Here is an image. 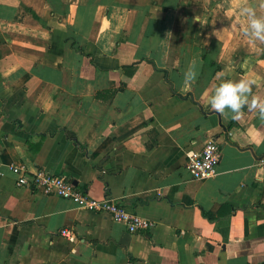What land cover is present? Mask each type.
I'll use <instances>...</instances> for the list:
<instances>
[{
	"label": "crops",
	"instance_id": "obj_1",
	"mask_svg": "<svg viewBox=\"0 0 264 264\" xmlns=\"http://www.w3.org/2000/svg\"><path fill=\"white\" fill-rule=\"evenodd\" d=\"M243 4L264 14V0H0V264L264 262V118L207 103L222 73L264 97ZM210 138L215 174L193 178L187 151ZM14 164L154 225L18 187Z\"/></svg>",
	"mask_w": 264,
	"mask_h": 264
},
{
	"label": "built area",
	"instance_id": "obj_2",
	"mask_svg": "<svg viewBox=\"0 0 264 264\" xmlns=\"http://www.w3.org/2000/svg\"><path fill=\"white\" fill-rule=\"evenodd\" d=\"M220 155L221 149L212 138L208 139L199 149H189L186 154V165L191 176L196 179L213 176ZM11 170L16 175V186L29 187L45 194L57 195L73 201L80 207L103 212L112 220L124 224L129 232L149 229L154 225L152 220L130 212L109 194H105L102 198L92 197L83 189L75 186L68 178L46 168L41 167L29 172L24 165L14 164ZM62 233L71 237L66 229H63Z\"/></svg>",
	"mask_w": 264,
	"mask_h": 264
},
{
	"label": "clouds",
	"instance_id": "obj_3",
	"mask_svg": "<svg viewBox=\"0 0 264 264\" xmlns=\"http://www.w3.org/2000/svg\"><path fill=\"white\" fill-rule=\"evenodd\" d=\"M240 14L245 17L241 32L254 45H264V14L257 12L251 4L239 7ZM198 19V18H197ZM257 52H264V48H255ZM197 77L195 62L184 73V82L190 85ZM254 80L246 77L229 78L221 74V78L207 96V103L212 110L236 119L242 110L256 111L264 118V97L252 94Z\"/></svg>",
	"mask_w": 264,
	"mask_h": 264
},
{
	"label": "trees",
	"instance_id": "obj_4",
	"mask_svg": "<svg viewBox=\"0 0 264 264\" xmlns=\"http://www.w3.org/2000/svg\"><path fill=\"white\" fill-rule=\"evenodd\" d=\"M261 264H264V262H263V263H261Z\"/></svg>",
	"mask_w": 264,
	"mask_h": 264
}]
</instances>
